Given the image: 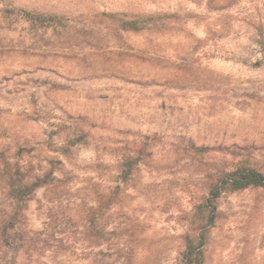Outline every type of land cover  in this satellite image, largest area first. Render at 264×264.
<instances>
[{
	"label": "rangeland",
	"instance_id": "obj_1",
	"mask_svg": "<svg viewBox=\"0 0 264 264\" xmlns=\"http://www.w3.org/2000/svg\"><path fill=\"white\" fill-rule=\"evenodd\" d=\"M136 157L130 170L125 162ZM264 0H0L4 170L51 171L0 264H264Z\"/></svg>",
	"mask_w": 264,
	"mask_h": 264
},
{
	"label": "trees",
	"instance_id": "obj_2",
	"mask_svg": "<svg viewBox=\"0 0 264 264\" xmlns=\"http://www.w3.org/2000/svg\"><path fill=\"white\" fill-rule=\"evenodd\" d=\"M136 163V157L129 159L125 162V170L131 169L132 165ZM4 173L8 176L10 186V194L19 203L14 208L9 218L1 223V240L7 245L13 244L12 235L7 231L14 227L15 220L18 218V213L21 209V203L26 201L30 194L39 186L49 182L51 171L44 172L41 175H35L33 179L23 181L24 174L21 173L19 167L6 168ZM249 186H262L264 187V173L250 166H237L234 170L226 172L219 179L218 182L211 188L210 194L206 201V205L210 207L211 212L215 208V200L223 190H239ZM186 249L183 254V264H201L202 251L199 245H195L192 239L188 236ZM7 264H13L7 261Z\"/></svg>",
	"mask_w": 264,
	"mask_h": 264
}]
</instances>
